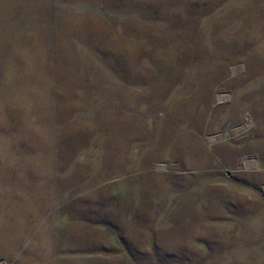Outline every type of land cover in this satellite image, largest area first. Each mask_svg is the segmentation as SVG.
I'll list each match as a JSON object with an SVG mask.
<instances>
[{
	"label": "rangeland",
	"instance_id": "rangeland-1",
	"mask_svg": "<svg viewBox=\"0 0 264 264\" xmlns=\"http://www.w3.org/2000/svg\"><path fill=\"white\" fill-rule=\"evenodd\" d=\"M0 264H264V0H0Z\"/></svg>",
	"mask_w": 264,
	"mask_h": 264
}]
</instances>
